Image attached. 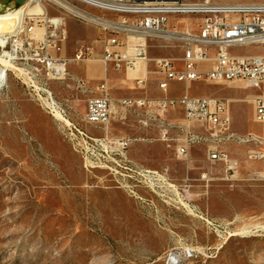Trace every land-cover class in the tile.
Instances as JSON below:
<instances>
[{
	"label": "rangeland",
	"instance_id": "374dc122",
	"mask_svg": "<svg viewBox=\"0 0 264 264\" xmlns=\"http://www.w3.org/2000/svg\"><path fill=\"white\" fill-rule=\"evenodd\" d=\"M15 6L13 0H0V13ZM50 14L60 15L55 10ZM63 29L67 39L61 49L68 57L83 44L97 45L100 37L95 27L70 16ZM60 50L52 49V56L59 57ZM236 51L255 54L262 49ZM27 55L33 58L10 61L14 67L0 63L6 72L0 86V264H168L172 252L175 262L169 264H264V179L258 177L264 161L250 158L256 144L224 141L222 148L235 161L230 169L209 161L211 141L194 143L179 155L175 141L162 140L167 113L144 126L142 113L128 109L124 118H113L111 133L131 139L127 156L134 165L168 169L174 184L156 191L137 185V194L131 193L127 184L133 181L92 167L85 159L87 149L71 144L63 124L32 87V80L46 85L58 100L54 84L60 80L47 79L34 52ZM194 84L200 93L216 97L225 95L227 85L240 90V96L256 91L239 79ZM240 105L248 112L249 103ZM172 125V136H181V124ZM190 126L207 136L199 123Z\"/></svg>",
	"mask_w": 264,
	"mask_h": 264
},
{
	"label": "built area",
	"instance_id": "2783aa9c",
	"mask_svg": "<svg viewBox=\"0 0 264 264\" xmlns=\"http://www.w3.org/2000/svg\"><path fill=\"white\" fill-rule=\"evenodd\" d=\"M20 26L2 51L9 52V61L17 58L31 60L28 51L34 52L37 60L46 69L47 79L64 80L71 61H88L100 58L106 69L109 65L117 71H136L141 63L153 62L155 72L163 78L159 87L165 93L170 81L190 83L193 81L245 80L262 91L255 98L256 117L264 123V53L236 54V47H264V1L217 2L212 0H26ZM52 10L60 15L50 14ZM66 16L95 27L100 32L96 40L103 46V55L98 57L95 44L83 46L71 57H54L51 50H60L67 39L63 29ZM180 21H183L180 23ZM36 27L40 30H36ZM161 41L166 46H178L184 51L182 68L168 56L150 57L149 40ZM9 47V51H8ZM210 49H214L212 56ZM19 55V56H18ZM212 62L208 69L198 68L199 63ZM3 74H6L3 70ZM137 83L143 79L137 78ZM1 86V85H0ZM32 87L48 112L59 120L74 147L87 149L85 159L92 167H105L111 173H120L131 193L137 194L135 186L144 185L156 191L160 185L173 189L168 169H153L134 165L127 156L131 139L115 137L111 133L113 118L119 110L134 109L142 113L140 123L148 126L157 115L171 108L183 110L184 123L179 125L181 136H172V124L164 122L160 128L161 139L176 142L179 155L188 153L190 145L211 141L208 159L212 164L223 163L232 169L235 161L221 144L233 139L230 133L231 116L229 99L216 96L196 97L185 94L181 97L161 98L123 97L111 95L108 78L99 86V95L88 99L86 123L99 126L104 135L94 136L68 117L67 109L58 101L46 85ZM60 114V118L56 114ZM193 122L207 130V136L191 128ZM239 142H253L256 148L250 158L264 161V135H249ZM100 149L101 152H96ZM89 151H91L89 153ZM264 179V170L258 172ZM189 256L193 253L188 251ZM175 253H169V257Z\"/></svg>",
	"mask_w": 264,
	"mask_h": 264
},
{
	"label": "crops",
	"instance_id": "0c3cea01",
	"mask_svg": "<svg viewBox=\"0 0 264 264\" xmlns=\"http://www.w3.org/2000/svg\"><path fill=\"white\" fill-rule=\"evenodd\" d=\"M191 1V0H189ZM193 1V0H192ZM99 31V30H98ZM96 41V40H95ZM96 43V42H95ZM94 44V43H93ZM256 48H261L262 51L255 54H263L264 47L253 46ZM166 48L176 49L177 52L171 54H163L160 51ZM236 47L232 51L236 54H246L239 53L236 51ZM95 51L98 57L103 55V46L101 42L95 44ZM152 52V53H151ZM157 52V53H155ZM210 53L213 56L215 53L214 49H210ZM149 55L150 57L156 56H168L172 57L178 68H182V58L184 51L178 46H166L161 41L151 39L149 40ZM58 56L68 57V52L63 48L58 52ZM212 65V62L199 63L198 68L208 69ZM155 66L153 62L141 63L136 71H117L112 65L106 69L104 62L100 59L88 60V61H71L68 65V76L64 80H60L54 84V90L61 104L67 109L68 117L84 128L89 134L94 135L99 133L101 128L94 124L86 123L85 117L87 113V102L88 99L94 96H98L100 93L98 91V86L108 78L111 95L116 98L123 97H148V98H161L165 95L169 97H181L185 94L202 97L210 96L204 92L200 93L198 90V85L194 82L184 83L178 81H170L169 89L165 93L159 87V82L163 78L161 75L157 74L155 71ZM143 79L142 83H137L136 79ZM231 81V80H230ZM208 82V81H206ZM224 82V81H215ZM248 87H253L256 91L252 94L245 96H240L237 94L240 90H234V88L227 85L226 93L222 98H228L229 101V112L231 116V127L230 133L234 136L235 141H238L248 137L253 136H263L264 135V123L259 121L256 117V102L255 98L262 94V91L258 88L248 84ZM242 102L250 104L248 112L245 111ZM127 110H119L116 114L125 117V112ZM247 113V114H246ZM123 114V115H122ZM180 114V118H175L176 115ZM167 121L170 124L179 122V124L184 123L183 110L180 107L171 108L166 114ZM252 125H248V122ZM154 121L151 122L152 125ZM85 126L89 129H86ZM204 132L207 134V130L204 126H201ZM144 131H150L149 129L142 128ZM95 136V135H94ZM245 146H254L253 142H240Z\"/></svg>",
	"mask_w": 264,
	"mask_h": 264
},
{
	"label": "bare ground",
	"instance_id": "6f19581e",
	"mask_svg": "<svg viewBox=\"0 0 264 264\" xmlns=\"http://www.w3.org/2000/svg\"><path fill=\"white\" fill-rule=\"evenodd\" d=\"M27 5H23L21 7H16L15 9H8L4 12L0 13V47H5L6 43L9 41V38L15 35L17 32L23 11L25 10ZM18 21V22H17ZM17 22V24H15ZM3 53L0 55V63L9 65L14 67L13 64L10 63L9 57L11 54L3 48ZM6 79V74H3V70L0 69V85L4 84V80ZM58 118H60V114H56ZM83 197V196H82ZM170 262H175V256L169 257ZM171 264V263H170Z\"/></svg>",
	"mask_w": 264,
	"mask_h": 264
},
{
	"label": "water",
	"instance_id": "95a60500",
	"mask_svg": "<svg viewBox=\"0 0 264 264\" xmlns=\"http://www.w3.org/2000/svg\"><path fill=\"white\" fill-rule=\"evenodd\" d=\"M13 2L17 5H22L26 2V0H13Z\"/></svg>",
	"mask_w": 264,
	"mask_h": 264
}]
</instances>
